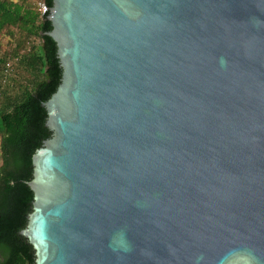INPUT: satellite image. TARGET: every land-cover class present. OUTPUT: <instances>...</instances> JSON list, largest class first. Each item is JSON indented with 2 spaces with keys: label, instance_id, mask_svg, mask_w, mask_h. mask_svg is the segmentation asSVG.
<instances>
[{
  "label": "water",
  "instance_id": "water-1",
  "mask_svg": "<svg viewBox=\"0 0 264 264\" xmlns=\"http://www.w3.org/2000/svg\"><path fill=\"white\" fill-rule=\"evenodd\" d=\"M49 20L34 264H264V0H52Z\"/></svg>",
  "mask_w": 264,
  "mask_h": 264
},
{
  "label": "trees",
  "instance_id": "trees-1",
  "mask_svg": "<svg viewBox=\"0 0 264 264\" xmlns=\"http://www.w3.org/2000/svg\"><path fill=\"white\" fill-rule=\"evenodd\" d=\"M43 1L52 8V0ZM47 16L41 17L26 1L0 0V34L13 27L26 40L41 41L40 48L32 46L23 57L18 53L13 56L14 65L22 66L30 81L19 94L6 97L0 108V264L35 261L32 246L20 235L32 210L33 193L27 182L32 178L33 154L51 135L45 127L47 113L41 104L56 91L62 76L56 45L46 35L52 30ZM0 63L4 67L8 64L1 58Z\"/></svg>",
  "mask_w": 264,
  "mask_h": 264
},
{
  "label": "rangeland",
  "instance_id": "rangeland-1",
  "mask_svg": "<svg viewBox=\"0 0 264 264\" xmlns=\"http://www.w3.org/2000/svg\"><path fill=\"white\" fill-rule=\"evenodd\" d=\"M9 1L17 2V3L26 1V3L29 6H31L36 10L35 2L38 0H9ZM32 46L40 48L41 41L38 39L26 40L25 38H23V33H21L18 29L13 27L5 28L1 32L0 58L4 62H8V64L5 65L4 67V65L0 63V108H2L3 105L5 104L6 97L11 98L17 95V93L19 94L29 83L30 81L29 74L25 71V69L22 66L17 64L15 66L14 61H12V58L17 53L19 56L23 57L24 55L28 54L29 49ZM11 65H13V67L11 68L12 72L10 71L12 74L11 76H9L7 72H9ZM5 78H7L6 81ZM1 163L2 160L0 157V165Z\"/></svg>",
  "mask_w": 264,
  "mask_h": 264
},
{
  "label": "built area",
  "instance_id": "built-area-1",
  "mask_svg": "<svg viewBox=\"0 0 264 264\" xmlns=\"http://www.w3.org/2000/svg\"><path fill=\"white\" fill-rule=\"evenodd\" d=\"M36 11L40 14L41 17L48 14L47 18L50 19L51 8H49L43 0H38L35 2Z\"/></svg>",
  "mask_w": 264,
  "mask_h": 264
}]
</instances>
